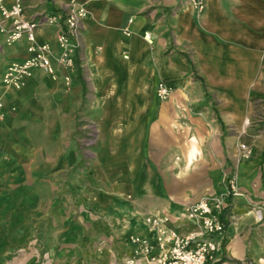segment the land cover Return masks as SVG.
<instances>
[{"label": "crops", "instance_id": "1", "mask_svg": "<svg viewBox=\"0 0 264 264\" xmlns=\"http://www.w3.org/2000/svg\"><path fill=\"white\" fill-rule=\"evenodd\" d=\"M69 3L86 10L71 84L59 67L56 78L34 71L21 95L46 87L45 108L27 105L0 125V264L36 262L35 250L22 246L44 209H64L57 214L70 226L65 240L78 253L80 240L97 236L99 210L124 217L121 237L151 236L147 214L166 215L170 227L188 234L198 227L183 210L200 198L226 203L225 230L212 236L221 243L215 264H264V219L255 216L264 209V133L253 131L249 104L264 77V0H206L201 12L186 0H54L45 12L59 15ZM49 28L39 40L56 46ZM14 50L13 59L26 56L23 46ZM83 66L102 132L93 158L78 168L70 135ZM160 80L171 85L164 101L155 95ZM241 143L252 146L250 158H241ZM11 178L16 185L3 187ZM3 189L14 197L3 200ZM115 192L118 201L104 196ZM85 249L83 259L71 253L74 264L91 256Z\"/></svg>", "mask_w": 264, "mask_h": 264}, {"label": "built area", "instance_id": "2", "mask_svg": "<svg viewBox=\"0 0 264 264\" xmlns=\"http://www.w3.org/2000/svg\"><path fill=\"white\" fill-rule=\"evenodd\" d=\"M201 12L206 0H186ZM86 10L74 3L65 5L63 12L42 14L32 18L26 12L22 0H0V34L5 43L12 47L23 46L26 56L22 59H12L8 62L2 77V86L10 81H24L36 70L52 74L56 78V67L62 69L63 79L67 86L71 77L69 70L76 65V52L82 46ZM54 27L57 49L50 42L40 41V26ZM15 48V47H14ZM171 85L160 80L155 87V95L160 101L169 98ZM4 118L0 101V121ZM242 159L253 155L249 144H240ZM233 194L238 188L233 178L229 180ZM226 207L224 199L200 198L186 206L183 210L184 219L195 224L198 230L183 234L168 225L169 217L157 214H147L144 225L151 236L129 233L125 241L130 248L124 255H114L111 264H215V253L221 243L212 236L225 230L221 213ZM264 209H256V219L263 218Z\"/></svg>", "mask_w": 264, "mask_h": 264}, {"label": "rangeland", "instance_id": "3", "mask_svg": "<svg viewBox=\"0 0 264 264\" xmlns=\"http://www.w3.org/2000/svg\"><path fill=\"white\" fill-rule=\"evenodd\" d=\"M22 2L29 17L39 18L42 16V14H45V10H50V6H53L54 0H22ZM40 27L44 30L46 29V31L50 29L49 27L45 28V24H42ZM14 47H16V45L12 47L8 46L5 43L3 36L0 34V101L2 103L3 116L6 114V116L9 118L18 114L20 109L24 110L27 105L34 106V104H39L45 108V99L48 98L45 96L46 87H41L38 90L31 88L28 91V96H24L21 95L23 92L21 89L24 85L20 89H12L7 86H2L4 70L8 62L14 58ZM52 48L55 50L57 49L54 44H52ZM79 69L85 70L86 67L83 66ZM81 74V83L83 89L82 102L76 113L75 126L70 135V137L76 141L77 149L81 154V163L77 166L78 168L86 166L87 163L91 161L96 152L98 141L100 140L102 132L99 128L97 114L93 110V108H95L98 104V101L96 102V99L93 97L94 86L90 79V72L85 70ZM28 79H30V77L26 78L25 81ZM49 80L48 82H50ZM41 82L45 83V78H42ZM4 101L6 102V108H4ZM249 104H251L254 108L253 131L260 134L264 133V77L262 81L259 82L256 94L249 97ZM14 105L18 107L17 111L15 110ZM50 107L51 106H49V108ZM3 120L0 121V125L2 124ZM6 185H16L15 179L11 178V180L3 182L2 186L4 187ZM98 187H101V185L99 184ZM114 189H116L115 191H119L121 188L115 186ZM10 190L11 191L7 189L2 190V196L5 197L3 200L9 197H14L15 193L12 191V189ZM108 195L109 197L111 196L115 201L120 200V197H117V195H120L116 192L115 194L107 193L104 196ZM125 195L126 194H124V196ZM10 199L11 198L8 200ZM61 210L64 209H44L45 212L43 216L35 217L33 220L29 239L24 242V246L22 247H28V250L34 249V252L38 254L34 264H74L75 258L73 257L76 256L78 259H83V253H85V248H87V246L92 248V251H90L91 256L86 254L85 258L87 261L84 264H111V260L114 255H124L126 251L129 250L130 246L124 239L126 235L121 237L118 233L121 225L126 223L123 220L124 217L119 218L121 217L120 215L114 214V212L111 211L109 212L111 215H103V213H100L102 210H99L97 214L104 224H98V228L96 229V237L89 238L87 235L83 238V240H80L81 249L78 252L79 254L76 253V250H73V247H75L74 242H68L65 240L69 238V233H71V230L70 226L67 225V221L65 222L60 215L58 216L57 212ZM114 210L115 212L118 211L117 209ZM70 213H72V210H70ZM113 216L116 219L111 218ZM145 216L146 215H144L143 218ZM263 219L264 217L257 221H262ZM66 226L67 235H65L64 232L66 231ZM8 236L14 238L13 234H8ZM63 253H66V255H63ZM71 253L74 256L71 255ZM70 255L73 257L71 258ZM100 258H103L102 261ZM7 259L10 260L13 258L8 257ZM243 264H249V262L244 261Z\"/></svg>", "mask_w": 264, "mask_h": 264}, {"label": "bare ground", "instance_id": "4", "mask_svg": "<svg viewBox=\"0 0 264 264\" xmlns=\"http://www.w3.org/2000/svg\"><path fill=\"white\" fill-rule=\"evenodd\" d=\"M52 76V74H50ZM53 77V76H52ZM28 78V77H27ZM25 79L24 81H10L7 83V87L12 88V89H20L23 85H24Z\"/></svg>", "mask_w": 264, "mask_h": 264}]
</instances>
